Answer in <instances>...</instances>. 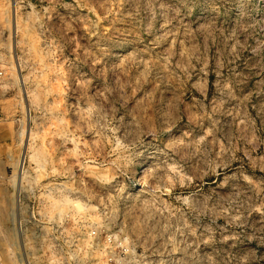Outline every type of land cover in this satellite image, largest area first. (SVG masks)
Segmentation results:
<instances>
[{
    "label": "rangeland",
    "instance_id": "rangeland-1",
    "mask_svg": "<svg viewBox=\"0 0 264 264\" xmlns=\"http://www.w3.org/2000/svg\"><path fill=\"white\" fill-rule=\"evenodd\" d=\"M0 264H264V0H0Z\"/></svg>",
    "mask_w": 264,
    "mask_h": 264
},
{
    "label": "bare ground",
    "instance_id": "bare-ground-1",
    "mask_svg": "<svg viewBox=\"0 0 264 264\" xmlns=\"http://www.w3.org/2000/svg\"><path fill=\"white\" fill-rule=\"evenodd\" d=\"M22 167V166H21Z\"/></svg>",
    "mask_w": 264,
    "mask_h": 264
}]
</instances>
